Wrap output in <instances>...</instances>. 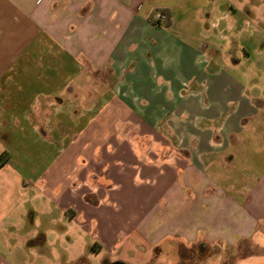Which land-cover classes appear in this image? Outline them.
Returning <instances> with one entry per match:
<instances>
[{"label": "crops", "instance_id": "crops-1", "mask_svg": "<svg viewBox=\"0 0 264 264\" xmlns=\"http://www.w3.org/2000/svg\"><path fill=\"white\" fill-rule=\"evenodd\" d=\"M225 1L0 0V264H264V49Z\"/></svg>", "mask_w": 264, "mask_h": 264}, {"label": "rangeland", "instance_id": "rangeland-1", "mask_svg": "<svg viewBox=\"0 0 264 264\" xmlns=\"http://www.w3.org/2000/svg\"><path fill=\"white\" fill-rule=\"evenodd\" d=\"M209 1L212 0H191L190 6L188 8L190 9L200 6L205 7V3ZM215 1L222 2L224 5H228L225 0H215ZM227 1H230L234 6L239 8V10L242 13H245L247 9L251 10L252 20L250 23L252 24V29L255 30L259 29V33L256 35L253 43H250L249 46L255 49H261V50L264 49V0H227ZM173 3L177 4L179 2L176 1ZM156 14L168 18L165 15L164 11L157 10ZM33 139L34 138L13 137L8 140L7 144L6 143L4 144L5 149L13 154L12 162L20 163L18 169L24 176L25 175L29 176L31 175V173L36 171L37 168H33V165L35 166V162L39 158L42 162L46 163L50 159L52 154L51 148H49L47 145L44 146L43 144L40 143L36 144L33 142Z\"/></svg>", "mask_w": 264, "mask_h": 264}, {"label": "built area", "instance_id": "built-area-1", "mask_svg": "<svg viewBox=\"0 0 264 264\" xmlns=\"http://www.w3.org/2000/svg\"><path fill=\"white\" fill-rule=\"evenodd\" d=\"M153 20H154L155 22H157V23H161L162 21L164 22V21L166 20V18L163 17V16H161V15L156 14V15H154V17H153Z\"/></svg>", "mask_w": 264, "mask_h": 264}, {"label": "trees", "instance_id": "trees-1", "mask_svg": "<svg viewBox=\"0 0 264 264\" xmlns=\"http://www.w3.org/2000/svg\"><path fill=\"white\" fill-rule=\"evenodd\" d=\"M159 25V24H158Z\"/></svg>", "mask_w": 264, "mask_h": 264}, {"label": "water", "instance_id": "water-1", "mask_svg": "<svg viewBox=\"0 0 264 264\" xmlns=\"http://www.w3.org/2000/svg\"><path fill=\"white\" fill-rule=\"evenodd\" d=\"M118 264V263H117Z\"/></svg>", "mask_w": 264, "mask_h": 264}]
</instances>
